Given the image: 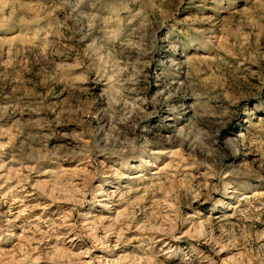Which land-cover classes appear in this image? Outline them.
<instances>
[{
    "label": "rangeland",
    "instance_id": "1",
    "mask_svg": "<svg viewBox=\"0 0 264 264\" xmlns=\"http://www.w3.org/2000/svg\"><path fill=\"white\" fill-rule=\"evenodd\" d=\"M0 264H264V0H0Z\"/></svg>",
    "mask_w": 264,
    "mask_h": 264
}]
</instances>
